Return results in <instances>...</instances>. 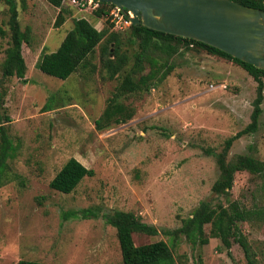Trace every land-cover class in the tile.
I'll list each match as a JSON object with an SVG mask.
<instances>
[{"label":"rangeland","instance_id":"obj_1","mask_svg":"<svg viewBox=\"0 0 264 264\" xmlns=\"http://www.w3.org/2000/svg\"><path fill=\"white\" fill-rule=\"evenodd\" d=\"M15 5L20 28L29 30V43L21 46L27 82L12 77L2 86L11 145L0 164V264H121L114 230L103 218L115 210L131 212L159 231L153 237L133 235L134 245H141L168 244L161 231L179 227L201 201L264 209L262 179L245 172L234 175L227 199L210 192L217 177L211 153L249 123L255 82L241 68L183 51L170 59L173 70L149 93L117 100L132 111L130 120L97 131L94 120L117 80L101 82L84 69L61 81L35 67L42 51L57 48L73 19L91 20L90 15L62 5L63 22L55 27L58 9L47 0H15ZM6 8L0 0L4 32ZM7 40L0 35V64ZM260 109L256 130L234 140L228 156L264 163V81ZM69 158L93 175L69 194L51 190L49 180ZM238 228L257 264H264V223ZM173 262L245 264L237 244L226 251L217 239L200 247L179 241Z\"/></svg>","mask_w":264,"mask_h":264},{"label":"trees","instance_id":"obj_2","mask_svg":"<svg viewBox=\"0 0 264 264\" xmlns=\"http://www.w3.org/2000/svg\"><path fill=\"white\" fill-rule=\"evenodd\" d=\"M239 5L264 11V0H230ZM6 21L4 32L7 46L3 50L0 64V164L4 163L10 151L11 142L6 138L10 119L5 115L4 91L2 86L10 78L21 83L25 78L26 66L21 55V46L29 43L28 28L21 29L17 20L15 0H4ZM48 4L58 9L54 26L63 22L61 0H47ZM109 4H99L90 15V19L72 20L71 27L64 34L57 48L51 52L42 51L35 67L41 73L64 81L70 75L88 69L96 73L101 82L117 80L108 105L94 120V129L103 131L111 125H121L132 117V111L124 107L118 99L131 95L147 94L160 84L173 70L170 59L183 51L204 53L215 56L241 68L255 82V95L251 103L249 123L232 137L224 140L217 153H211L217 177L210 186L213 196L227 199L236 173L245 172L251 177L262 179L264 186V163L248 155L228 156L234 140L256 130L261 109L264 71L242 63L230 56L202 43L172 35L163 34L142 26L130 25L126 30L111 29L107 21H99ZM100 23L95 26V22ZM131 47V52L129 51ZM92 63V60H95ZM44 111V108H42ZM93 171L85 168L74 158H69L58 172L49 180L48 188L62 194L71 193L84 177H91ZM84 213L83 211H80ZM103 218L114 230L121 258V264H174L173 248L181 240L191 246H204L209 239H217L226 251L232 243L242 251L245 264H257L254 253L246 238L238 228L239 223H264V209L246 208L236 201L225 205L217 202L210 204L199 202L189 216L182 219L179 227L171 231H161L167 237L168 244L162 240L134 245L132 236H156L159 231L148 225L131 212L111 211ZM207 227V234L204 228ZM228 254V252H227ZM16 264H47L19 260Z\"/></svg>","mask_w":264,"mask_h":264},{"label":"water","instance_id":"obj_3","mask_svg":"<svg viewBox=\"0 0 264 264\" xmlns=\"http://www.w3.org/2000/svg\"><path fill=\"white\" fill-rule=\"evenodd\" d=\"M132 26L190 39L264 71V11L230 0H93Z\"/></svg>","mask_w":264,"mask_h":264},{"label":"built area","instance_id":"obj_4","mask_svg":"<svg viewBox=\"0 0 264 264\" xmlns=\"http://www.w3.org/2000/svg\"><path fill=\"white\" fill-rule=\"evenodd\" d=\"M61 4L71 7L78 12L91 15L100 3L93 0H61ZM103 13L99 21H107V23L111 24L112 30L123 31L131 25L127 19L128 14L122 13L112 5L105 9Z\"/></svg>","mask_w":264,"mask_h":264}]
</instances>
